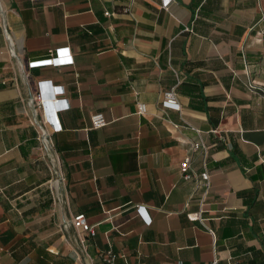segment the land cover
Masks as SVG:
<instances>
[{"label":"crops","instance_id":"1","mask_svg":"<svg viewBox=\"0 0 264 264\" xmlns=\"http://www.w3.org/2000/svg\"><path fill=\"white\" fill-rule=\"evenodd\" d=\"M160 4L0 0V264H264V0Z\"/></svg>","mask_w":264,"mask_h":264},{"label":"built area","instance_id":"2","mask_svg":"<svg viewBox=\"0 0 264 264\" xmlns=\"http://www.w3.org/2000/svg\"><path fill=\"white\" fill-rule=\"evenodd\" d=\"M32 1H42V0H32ZM172 2V0H161V7L164 10H167L169 4ZM108 16L109 14L106 13ZM184 31H189V28L184 27ZM6 38L8 41H10L9 37L5 33ZM13 54V52H11ZM72 60L70 56L65 55V53H61V50H57L55 52H51L49 57L40 61H34L27 64V68L33 69V68H39V67H59V66H65L71 64ZM23 79L26 81L29 79V74L26 71H23ZM63 92L62 89L55 90V93H61ZM57 95V94H56ZM60 104V101L55 99L52 101H46L44 100L40 94H32L29 99L26 102L27 107L31 110L33 113V119L31 121V124L34 125V121L37 115V112H41L43 115L47 113V110L51 109H57V106ZM160 107L162 109H172L179 111L180 105L177 100V95L174 91V88L164 92L162 94V98L160 101ZM146 112L145 105L140 104L138 105V114H144ZM47 120V119H46ZM44 121V120H43ZM90 123L92 129H99L103 128L107 125V121L104 118V116L101 113L93 114L90 117ZM37 140L41 146L40 149L47 148V133L44 131V129L40 128ZM192 151H196L199 148H203V145L201 143H193ZM179 172L182 175L184 180H195L196 184L198 186H203L205 189L209 187V174L206 170L203 172L196 174L194 171H192L189 163V157H186L180 164H179ZM143 209H136V213H142ZM199 221L202 222V218L200 215H198ZM150 221H148L149 223ZM72 224L76 229H81L82 231L88 233L91 237L94 236V231L90 225L86 222V219L83 214L76 215L73 220ZM101 259L104 264H120L117 261V256L109 249L107 250L102 256Z\"/></svg>","mask_w":264,"mask_h":264}]
</instances>
